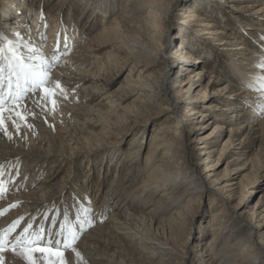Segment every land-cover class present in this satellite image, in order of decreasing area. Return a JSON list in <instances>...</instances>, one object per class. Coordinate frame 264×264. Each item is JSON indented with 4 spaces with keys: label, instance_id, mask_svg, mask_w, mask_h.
Masks as SVG:
<instances>
[{
    "label": "bare ground",
    "instance_id": "6f19581e",
    "mask_svg": "<svg viewBox=\"0 0 264 264\" xmlns=\"http://www.w3.org/2000/svg\"><path fill=\"white\" fill-rule=\"evenodd\" d=\"M16 1V10L5 5ZM25 1L0 0V35L19 41L26 57L51 61L63 54L43 87L59 81L66 97L57 90L56 103L45 106L43 87L37 88L7 100L0 113L7 129L0 130V230L22 217L7 237L4 264H16L12 255L21 250L10 246L28 224L53 239L61 225L65 234L76 231L82 259L61 248L65 264H264V193L248 210L233 203L237 189L252 182L234 175L246 168L241 160L258 137L251 159L264 168L262 93L256 90L264 77V0H184L173 43L169 8L178 0ZM112 43L119 44L112 53L99 52ZM120 68L122 82L105 90ZM85 81L86 88L74 91ZM149 115L163 116L150 133ZM210 124L214 128L197 134ZM223 127L228 135L211 160ZM129 134L132 140L117 150ZM224 152L230 154L224 172L214 173ZM203 196L210 200L209 217L188 247ZM33 258L59 264L50 253Z\"/></svg>",
    "mask_w": 264,
    "mask_h": 264
},
{
    "label": "snow or ice",
    "instance_id": "6c2138e0",
    "mask_svg": "<svg viewBox=\"0 0 264 264\" xmlns=\"http://www.w3.org/2000/svg\"><path fill=\"white\" fill-rule=\"evenodd\" d=\"M19 35L18 33L16 34ZM46 38V37H42ZM59 45V42H57ZM67 46V45H65ZM21 44L19 41L9 39L7 36L0 35V113L4 111V104L7 100L17 101L26 92H35L37 88H42L44 85L50 82V70L54 66V63L58 60V57L54 54L51 61H48L43 56H24L19 51ZM24 47H28L27 42H24ZM35 61H39L36 63ZM261 67H264V61L261 63ZM6 90V95L4 94ZM65 95V90L61 87L59 81L56 82L55 88L49 89L43 87L45 93L41 97V103L45 106L51 102L55 104V99H51L57 93ZM257 91L261 92L260 96V110L264 113V77L257 78ZM21 119H25L20 113H17ZM0 130H3L7 134V129L4 127V119L0 116ZM10 138V137H9ZM4 175L3 167L0 166V195L5 191V181L2 179ZM10 207H15L11 205ZM3 211L0 210V215H3ZM90 209H85V213ZM22 217L14 220L6 229L0 230V264H4L3 253L9 247L7 237L14 232L20 225ZM84 221H81L83 223ZM90 222V221H89ZM32 225L28 224L20 234L15 238L14 243L11 244V250L16 251V248H20V254L28 261V264H36L33 258L34 253H50L59 258V264H65L64 251L71 250L75 256L82 259L79 251H76L75 243L79 239L75 230L69 229L65 234L64 225H61V231L56 233V237L53 239L51 232H46L45 229L40 228L36 231H30ZM46 244L47 247H38L40 244ZM61 248L64 251H61Z\"/></svg>",
    "mask_w": 264,
    "mask_h": 264
},
{
    "label": "rangeland",
    "instance_id": "374dc122",
    "mask_svg": "<svg viewBox=\"0 0 264 264\" xmlns=\"http://www.w3.org/2000/svg\"><path fill=\"white\" fill-rule=\"evenodd\" d=\"M27 3H30V0H26ZM25 1V2H26ZM184 0H178L175 4H173L170 8H169V19L173 21L174 23V30L170 32V36H171V42L173 43V40L175 36V33L176 32H179V28L177 27L176 28V21L179 20L180 17H178V13H181L183 12V2ZM212 2V0H211ZM21 1H16L15 4H5L6 6H8L10 8L13 7L15 10L16 8H18V4H20ZM214 3V2H213ZM218 3V1H217ZM192 4V2H191ZM220 4V2H219ZM223 3H221L222 5ZM223 8L225 12H229L231 11L230 10V7L227 6L229 5L228 3L227 4H223ZM21 7V6H19ZM9 21V26L10 24H13L12 21L8 20ZM7 21V22H8ZM0 22H4L3 19H0ZM12 22V23H10ZM17 24V22H15ZM179 24V22H177ZM33 24V19L30 18L29 21L27 22V28L28 30L30 31L32 27H30V25ZM38 27V24L35 26V28ZM176 28V29H175ZM39 31L37 32H40V27L38 28ZM4 30L7 32H12L10 30V28L8 27H4ZM49 31V27H48V23L44 24L43 27H42V30H41V33H42V37H46V38H43V41L46 42L47 41V33ZM26 33V32H24ZM23 33V34H24ZM23 36V35H22ZM169 36V37H170ZM113 47H119V44L117 43H112V45H108L105 46L104 48H101L99 50L100 53H103V54H106V53H112V51H114L115 49L112 48ZM173 48V46H169V48H166L165 47V51H170L171 49ZM217 48H220L219 46H217ZM217 52L218 54H223V50L221 49H217ZM58 57V60L55 62V65H58L60 63V61L63 59V54H58L56 55ZM82 68V69H81ZM80 69L81 70H88L89 67L88 66H83L81 67ZM52 70V69H51ZM50 70V71H51ZM174 70L176 69H173L172 72L170 73L171 76H173V73H174ZM86 72V71H85ZM115 72V75L112 76V80L108 83V84H105V90L109 91V92H113V90L116 88V86L122 82L123 80V77L125 76L124 73H125V70L124 68H120ZM206 80L209 79V77L205 78ZM89 81H85L82 85H80L79 87H77L75 90H78V88H83L85 87L86 88V84L88 83ZM86 90V89H85ZM102 96H105V94H101ZM130 100V99H129ZM138 117H142V115H144V113H139L137 114ZM140 115V116H139ZM145 120V125L147 128L146 130L150 133V131L152 130V127L154 125H156L162 118L163 116H153V115H149ZM90 125V123H86L85 126H88ZM212 128H214V124H210L209 127H206L205 129L201 130L200 132L198 131L197 134L199 135H204L206 134L208 131H210ZM222 132L221 136L219 137L218 139V142L217 144L213 147L215 149V153L213 154V157H211V160H215V158H217V156L219 155L220 153V150L222 148V145H223V142L224 140L226 139L227 135H228V127L225 128H221L220 130ZM202 133V134H201ZM127 134V133H126ZM128 135V134H127ZM132 137L133 135L129 134V136H127L125 139L123 138L120 142H116L115 144V148L117 147V150H123V148L126 146V144H128L131 140H132ZM146 142V141H145ZM145 143H143L142 145H144ZM259 144H260V137L257 138V140L255 141V143H253L251 145L249 149V151L247 152V155L245 157L242 158L241 162H244V166H246V168L244 170L241 171L240 174H235L234 176H237V180L238 181H241V180H252L251 184L247 186H245L243 188V191H241V188L237 189L238 193L237 195L235 196V198L233 199V203H237L238 201H241L243 206L246 208V210H248L249 208H251L254 203L257 201L258 197L264 193V168H261L259 169L257 166L253 165L252 163V157H254L257 153V151L259 150ZM200 144L199 143H195V146L198 147ZM263 145H264V141H263ZM230 154H226V152H224V155L222 154L220 156V159L217 160V163L216 165L214 166V173H223L224 172V169H225V166H226V162L229 158ZM210 160V161H211ZM44 175V173H43ZM231 175V174H230ZM247 190V191H246ZM240 192L242 193L243 192V195L242 197H240ZM111 204V203H110ZM210 207V200L206 197V196H203L200 201H198V204L195 206L196 210H195V216L194 218L192 219V224H191V235L189 237V240H187V246L188 247H191L193 245V243L195 241H197V233L199 232V229L200 227H202V218L205 216L209 217V209ZM205 222V221H204ZM210 238V236H209ZM208 240V238H207ZM21 258V259H20ZM12 260L13 262L15 261L16 264H28V261L23 257L22 254H14L12 255ZM7 264H12V261L11 263H7Z\"/></svg>",
    "mask_w": 264,
    "mask_h": 264
}]
</instances>
